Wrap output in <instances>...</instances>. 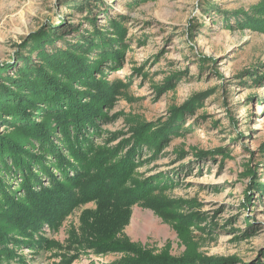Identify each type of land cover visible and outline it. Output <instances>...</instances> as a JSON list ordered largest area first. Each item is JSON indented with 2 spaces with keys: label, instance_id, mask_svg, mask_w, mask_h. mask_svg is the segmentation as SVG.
<instances>
[{
  "label": "rangeland",
  "instance_id": "rangeland-1",
  "mask_svg": "<svg viewBox=\"0 0 264 264\" xmlns=\"http://www.w3.org/2000/svg\"><path fill=\"white\" fill-rule=\"evenodd\" d=\"M45 33L61 37L46 51H78L86 64L79 72L91 65V78L115 96L82 131L86 144L112 163L133 151L131 181L149 192L130 212L96 214L94 202L81 205L42 224L32 233L37 244L15 234V256L0 264H121L137 252L189 264H264V0H0V69L8 67L1 83L10 86L24 60L41 68L32 43ZM49 74L66 86L64 110L66 102L98 97L90 82ZM27 109L31 121L54 126L47 105ZM19 116L0 113V137L21 136ZM52 138L77 165L58 128ZM23 149L41 152L34 141ZM40 169L36 163L32 172L51 188ZM1 175L26 198L22 176ZM89 210L99 215L97 226L112 220L105 253L72 245Z\"/></svg>",
  "mask_w": 264,
  "mask_h": 264
},
{
  "label": "trees",
  "instance_id": "trees-1",
  "mask_svg": "<svg viewBox=\"0 0 264 264\" xmlns=\"http://www.w3.org/2000/svg\"><path fill=\"white\" fill-rule=\"evenodd\" d=\"M56 37H59L57 33L55 37L45 33L32 43L35 51L38 52V61L43 63L40 69L31 67L28 61L24 60L25 69L19 67L20 69L14 72L16 77L8 78L10 86L0 82V113L8 114L13 119L20 115L16 118L18 125H15V128L21 133V136L17 135L15 139L0 137V172L12 177H16L17 174L22 176L21 188L26 194L25 199L17 198L4 176H0L1 263L11 262L15 256L10 248L11 244L20 242L14 238L15 234L21 237L28 234L30 237L28 242L37 244L32 238V233L36 232L42 224L58 223L81 205L94 202L96 214L109 210L130 212L132 206L140 203V198H145L149 192L148 185L143 183L135 185L131 181L134 167L131 162L133 151L128 154L127 159L112 163L109 153H102L103 151L99 148L94 150L86 144L87 139L82 135V131L86 126L94 124V117L101 114L102 106L108 104L115 96L102 83L91 78V70L88 69H91V65L81 69V73L79 72L78 69L86 64H83V57L78 54V51L74 49L46 51L45 44L53 43L54 45ZM88 40L89 37H86L84 41L92 42ZM77 46V48L85 47L81 44ZM7 69L8 67L0 69V79ZM49 71L56 74L62 73L66 79H72V81L92 83L97 90V99L89 105L78 100L66 102L67 109L64 110L61 108L62 101L70 99L65 97L66 86L63 84L60 87L57 76H50ZM28 76L31 77L28 78ZM24 92L27 94L24 95ZM40 103L47 105L49 108L47 110L51 111L45 119L50 120L54 124L53 127L45 120L42 123L31 121L27 105L35 106ZM57 128L62 133L63 146L77 165L72 164L61 153L59 146L53 142L52 135ZM72 134L75 135L72 136ZM31 141L38 143L40 155H34L31 151L23 149L25 143ZM48 156L56 159V165L55 162L47 163ZM8 163L12 165L9 166ZM36 163L41 164L40 173L47 176L51 188H45L41 183L40 175L32 172ZM50 165L56 166L60 177L51 172ZM78 167L80 171L77 170ZM70 169L76 170L77 174L73 178L68 176ZM63 176L64 181H60ZM130 181L132 187L128 186ZM37 186L40 187L38 191L35 190ZM98 219L99 215L91 213L90 210L84 213V224L88 227L87 222L90 220L92 224L89 229L82 228L83 236L76 235L70 238L72 245L78 251L92 250L93 253L99 254L107 252L112 247V242L106 241L107 234L112 228V220H105L97 226ZM95 231L102 232L104 237L96 238ZM137 253L140 254L138 258L123 259L121 264H189L184 260L154 258L149 257L145 252ZM72 258L64 261L69 263Z\"/></svg>",
  "mask_w": 264,
  "mask_h": 264
}]
</instances>
